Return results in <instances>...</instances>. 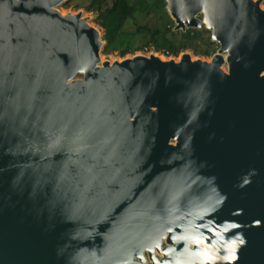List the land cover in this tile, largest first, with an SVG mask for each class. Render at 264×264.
Returning <instances> with one entry per match:
<instances>
[{
  "label": "water",
  "instance_id": "obj_1",
  "mask_svg": "<svg viewBox=\"0 0 264 264\" xmlns=\"http://www.w3.org/2000/svg\"><path fill=\"white\" fill-rule=\"evenodd\" d=\"M66 1L0 0V264H264L262 0H164L217 52L112 63Z\"/></svg>",
  "mask_w": 264,
  "mask_h": 264
},
{
  "label": "trees",
  "instance_id": "obj_2",
  "mask_svg": "<svg viewBox=\"0 0 264 264\" xmlns=\"http://www.w3.org/2000/svg\"><path fill=\"white\" fill-rule=\"evenodd\" d=\"M165 6L164 0H91L88 9L94 10L101 18L99 25L104 30L106 53L111 46L119 42L122 35L129 32L125 28L128 23L135 27L130 31L132 35H147L155 52L164 57L176 58L187 50H192L195 55L207 57L217 52V49L213 50L215 43L211 41L210 32L203 27L188 29L185 32L173 31L174 24ZM151 20L155 22L151 23ZM129 44L128 42L125 50L122 51V57L136 50H142V48L131 49Z\"/></svg>",
  "mask_w": 264,
  "mask_h": 264
},
{
  "label": "rangeland",
  "instance_id": "obj_3",
  "mask_svg": "<svg viewBox=\"0 0 264 264\" xmlns=\"http://www.w3.org/2000/svg\"><path fill=\"white\" fill-rule=\"evenodd\" d=\"M254 1H256V0H254ZM90 5H91V0H68V1L64 2L62 5H60L57 8V10L62 15L81 14L82 19H86L87 23L91 27L98 30V32L100 33V40L102 42V47H101V51H100L101 62L109 61L110 63H112L114 61H120V60L125 59V58H132V57L137 56V55L155 54V55L162 56V55H160V53L155 52V48H154L153 44H151L149 42V38L147 37V35H145V34L132 35L133 33L130 31H133L135 27H133L131 25V23H128L125 26L126 30H129V32H128L129 34L126 33V34L122 35L120 37L119 42H117V44L111 46V49H109V51L106 53L105 48H106L107 44L103 40L104 30L99 25L101 22V18L99 15H97V13L94 10L88 9ZM262 8L264 9L263 0H262ZM168 16H169V14H168ZM169 18L171 19L170 16H169ZM199 19H201V17H199ZM171 21L173 22L172 19H171ZM154 22H155V20H151V23H154ZM173 24H174V22H173ZM174 26H175V24H174ZM210 36H211V33H210ZM121 41H122V44H121ZM128 42L130 43L129 45L131 46V49L142 48V50L141 51L136 50L133 53H128L127 55L122 57L121 53L123 50H125ZM201 47L202 46H200V48ZM218 48H219L218 44L215 43L213 50H215V49L218 50ZM106 50H107V48H106ZM184 53L189 54L193 59H200V60H205V61H209L212 57V56L207 57V56L195 55L192 50L184 51ZM182 54H180L178 57H176L175 60H178ZM166 58L170 59L172 57H166ZM76 79H81V76L80 75L77 76ZM163 246H164V244H163ZM156 255H158V254H156Z\"/></svg>",
  "mask_w": 264,
  "mask_h": 264
},
{
  "label": "bare ground",
  "instance_id": "obj_4",
  "mask_svg": "<svg viewBox=\"0 0 264 264\" xmlns=\"http://www.w3.org/2000/svg\"><path fill=\"white\" fill-rule=\"evenodd\" d=\"M261 8H262V6H261ZM263 9V8H262ZM137 56H141V55H137ZM146 58H148L149 57V55H144ZM154 56H159V55H155L154 54ZM160 57V60L161 61H166V60H168L166 57H164V56H159ZM125 59H129V58H125ZM196 59H193L192 57H191V62H194ZM177 61H179V59L178 60H176V62ZM222 70H224V68H222ZM264 74V73H263Z\"/></svg>",
  "mask_w": 264,
  "mask_h": 264
},
{
  "label": "flooded vegetation",
  "instance_id": "obj_5",
  "mask_svg": "<svg viewBox=\"0 0 264 264\" xmlns=\"http://www.w3.org/2000/svg\"><path fill=\"white\" fill-rule=\"evenodd\" d=\"M164 247V246H163ZM144 256L146 257V259H147V254H144ZM156 257L158 258V259H160L161 257H160V255H156ZM145 264H152L151 262H150V260L149 259H147V261H146V263Z\"/></svg>",
  "mask_w": 264,
  "mask_h": 264
}]
</instances>
